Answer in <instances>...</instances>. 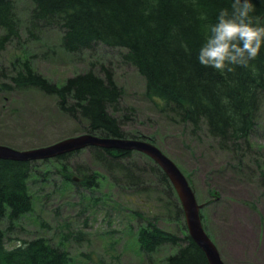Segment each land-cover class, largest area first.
<instances>
[{"label": "rangeland", "instance_id": "rangeland-1", "mask_svg": "<svg viewBox=\"0 0 264 264\" xmlns=\"http://www.w3.org/2000/svg\"><path fill=\"white\" fill-rule=\"evenodd\" d=\"M15 5L21 37L0 52V143L25 149L86 132L83 124L61 111L56 95L35 86L14 87L11 75L20 61L30 56L37 71L59 84L89 68L103 73L101 66L109 67L123 88L115 112L122 118V127L129 134L153 136L189 176L205 225L224 260L228 264H264V97L250 145L241 141L238 150L231 142L222 145L205 126L194 135L189 125L171 118L162 99L147 95L146 80L125 59L124 47L98 43L70 53L60 44L58 28L36 30L38 39L29 36L31 0H15ZM132 160L145 166L150 159L135 152ZM37 163L41 175L31 182L32 212L15 222L0 221L8 247L44 236L68 251L67 264H161L166 255L176 251V247L164 245L150 261L137 242L138 227L151 219L167 231L182 233L185 217H177L176 209L180 199L167 194L154 175L133 170L142 179L139 185H132L123 173L98 164L89 147L67 160ZM94 170L100 173L99 187L65 180L64 174L69 173L80 182ZM114 176L120 179L119 185H115ZM236 254L239 256L234 259Z\"/></svg>", "mask_w": 264, "mask_h": 264}, {"label": "trees", "instance_id": "trees-1", "mask_svg": "<svg viewBox=\"0 0 264 264\" xmlns=\"http://www.w3.org/2000/svg\"><path fill=\"white\" fill-rule=\"evenodd\" d=\"M31 1L29 36L38 39L36 30L58 28L62 33L60 44L70 53L81 52L98 43L124 47L127 50L125 59L133 63L146 80L147 95L162 99L164 109L173 120L186 127L189 125L194 135H199L205 126L209 135L219 138L222 145L231 142L236 150L241 141L250 145L264 97V49L249 67L236 66L234 71L223 74L200 65L196 59L204 39V25L213 22L222 8H230L231 0ZM254 4L253 15L264 23V0H254ZM201 13H206V18L202 19ZM0 29L3 31L0 32L1 52L9 42L21 37L15 0H0ZM16 67L11 75L14 87L35 86L56 95L61 111L83 124L86 132L105 137L145 139L157 144L153 136L129 134L122 127V118L115 112L119 109L123 88L109 67L102 65L103 73L89 68L67 77L61 84L37 71L30 56ZM124 118L129 119V115L124 114ZM89 148L98 164L110 172L123 173L133 181L132 185H139L142 179L133 170L150 173L165 186L167 194L179 201L168 175L146 154L151 163L148 160L145 166H140L132 160L138 151L97 145ZM81 150L41 162L67 160ZM37 162L0 158V221L15 222L32 212L31 182L41 175ZM64 176L66 181L88 188L100 186V173L95 170L84 175L80 182L69 173ZM114 177L115 185H119L120 179ZM176 209L177 217L181 214L183 218L180 202L176 203ZM200 214L208 232L204 214L202 211ZM181 232L167 231L151 219L140 224L136 237L140 251L150 261L164 245H170L177 249L166 255L161 264H210L203 249L189 234L185 220ZM6 240V231L0 225V264L68 263V251L53 245L44 236L25 239L13 247H8Z\"/></svg>", "mask_w": 264, "mask_h": 264}, {"label": "water", "instance_id": "water-1", "mask_svg": "<svg viewBox=\"0 0 264 264\" xmlns=\"http://www.w3.org/2000/svg\"><path fill=\"white\" fill-rule=\"evenodd\" d=\"M94 145L112 149L138 150L150 156L164 170L174 185L184 210L189 234L203 249L209 263L226 264L216 243L203 226L200 204L187 177L173 159L150 141L139 138L105 137L94 133H82L29 149H18L10 145L0 144V158L23 161L49 159Z\"/></svg>", "mask_w": 264, "mask_h": 264}, {"label": "clouds", "instance_id": "clouds-1", "mask_svg": "<svg viewBox=\"0 0 264 264\" xmlns=\"http://www.w3.org/2000/svg\"><path fill=\"white\" fill-rule=\"evenodd\" d=\"M254 10V0H231L230 8H222L213 22L206 23L198 63L222 74L236 66L249 67L264 49V23L253 15ZM184 48L188 51L187 44Z\"/></svg>", "mask_w": 264, "mask_h": 264}, {"label": "crops", "instance_id": "crops-1", "mask_svg": "<svg viewBox=\"0 0 264 264\" xmlns=\"http://www.w3.org/2000/svg\"><path fill=\"white\" fill-rule=\"evenodd\" d=\"M225 243H226V241H225ZM225 243H224V244H225ZM235 256H239V254L234 255V259H237V257H235Z\"/></svg>", "mask_w": 264, "mask_h": 264}]
</instances>
